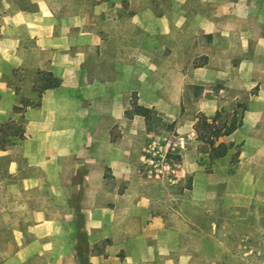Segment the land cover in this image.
Returning <instances> with one entry per match:
<instances>
[{
    "label": "crops",
    "instance_id": "crops-1",
    "mask_svg": "<svg viewBox=\"0 0 264 264\" xmlns=\"http://www.w3.org/2000/svg\"><path fill=\"white\" fill-rule=\"evenodd\" d=\"M20 1L0 0V123L20 115L23 131L21 139L0 149L3 179L12 178V187L20 192L30 191L42 187L47 177L60 180L77 174L63 168L77 163L87 166L85 177L89 181L93 177L104 179L109 168L116 176L122 158L114 159L106 151L101 160L92 158L93 147L108 145L94 133L121 122L132 93L141 107L163 113L165 121L176 122L177 133L192 140L184 161L192 171L198 170L202 153L198 151L197 131L193 124L188 127L178 118L181 91L188 84H210L227 77L213 68L212 54H206L210 59L205 66L188 69V50L192 53L202 48L205 37L214 41L217 36L235 33L243 35V49H249L255 32L249 25L252 0H25L29 7L18 6ZM230 21L243 26H232ZM253 65L257 63L250 58L240 62L247 75ZM157 66L156 73L151 71ZM19 70L51 73L60 81L58 87L44 90L37 97L38 104L22 114L15 112L21 96L14 84ZM246 80L253 79L249 75ZM156 81L163 82L158 89L153 84ZM34 94L31 86L23 96L33 98ZM212 96L197 102L207 122L214 119L217 110ZM249 102L241 126L212 144L222 147L240 139L242 166L251 159L246 155L260 153L264 144L263 84ZM140 120L135 116L131 124L138 126ZM87 179L86 185L79 187L85 196L83 203L102 190L101 185H87ZM92 204L83 206L88 264H121L116 253L124 242L117 237L103 252H92L106 238L103 227L109 214L118 215L117 211L96 208V201ZM34 215L38 219L30 223L33 242L24 248L28 253L37 245L41 250V241L60 233L58 226L62 224L60 217H51L45 208ZM82 229L84 232L80 226ZM121 231L116 227L114 234ZM139 235L140 231L133 241L138 254L126 253L125 260L135 257L140 263L146 257L154 258L159 246Z\"/></svg>",
    "mask_w": 264,
    "mask_h": 264
},
{
    "label": "rangeland",
    "instance_id": "rangeland-1",
    "mask_svg": "<svg viewBox=\"0 0 264 264\" xmlns=\"http://www.w3.org/2000/svg\"><path fill=\"white\" fill-rule=\"evenodd\" d=\"M16 4L30 5L25 0ZM250 11L249 25L255 32L249 49H243V35L235 33L217 36L214 41L205 37L202 48L192 53L188 50V69L205 66L210 59L206 54H212L213 68L227 77L210 84H188L181 91L178 118L188 127L193 124L197 131L198 151L202 153L197 160L198 170L192 171L193 167L184 161L192 140L176 132V122L171 130L155 120L148 128L144 117L135 114L140 105L132 93L121 122L94 133L108 145L93 147L92 158L101 160L105 151L114 159L122 158L116 176L109 168L104 171V179L93 177L89 181L85 177L87 166L63 165L77 174L60 180L47 177L42 187L20 192L12 187V178H2L4 160L0 158V264H81L79 252L87 253L88 249L83 206L91 207L95 201L96 208L117 211L118 215L109 214L103 227L106 238L92 252H103L117 237L124 242L116 253L121 264H264V144L260 153L246 155L251 159L244 166L239 164L243 158L240 139L212 147L220 136L241 126L249 101L264 85V81L254 80L264 79V40L260 38L264 39V2L252 0ZM229 24L243 26L237 21ZM245 58L257 63L249 73L251 81L246 80L249 75L240 66ZM150 69L156 73L159 67ZM44 78L37 71L15 73L14 84L21 95L15 112L22 114L27 107L38 104ZM153 84L158 89L163 82ZM31 86L35 94L25 98ZM211 96L217 110L214 119L207 122L197 102ZM151 110L163 123L170 124L163 113ZM135 116L143 119L138 126L131 124ZM21 121L17 115L12 121L0 123V139L8 144L16 140ZM86 179L87 185H101L102 190L83 203L85 196L79 187ZM43 208L51 217L61 218L60 233L41 241V250L37 245L28 253L24 248L34 238L30 223L38 219L34 213ZM116 227L122 231L114 234ZM139 231V237L156 242L159 249L154 258L146 257L140 263L135 257L125 260L126 253L138 254L133 241ZM81 235L86 246L80 242ZM105 258L109 260V253Z\"/></svg>",
    "mask_w": 264,
    "mask_h": 264
},
{
    "label": "trees",
    "instance_id": "trees-1",
    "mask_svg": "<svg viewBox=\"0 0 264 264\" xmlns=\"http://www.w3.org/2000/svg\"><path fill=\"white\" fill-rule=\"evenodd\" d=\"M39 74L44 75L45 78L41 81L43 83L42 87L40 88V94L47 89H52V88H56L59 86L60 81L57 78H54L52 76L51 73H44V72H39ZM136 115H140L142 117H144L145 122L147 124V127L150 128L151 123L155 120V121H159L162 125H164L167 129L171 130L174 128V123L171 124H165L163 123V121L161 120V118H159L151 109L148 108H144V107H137L136 109ZM233 129H229L228 132L232 131ZM19 135L17 136L18 139H21L23 137V131H22V127H20L19 131H18ZM6 141H2V139H0V149H4L6 148L9 144ZM78 228V227H77ZM80 242L83 246H86V240L84 235H81L80 238ZM88 249H87V253L85 252H79V257L81 258V264H88Z\"/></svg>",
    "mask_w": 264,
    "mask_h": 264
},
{
    "label": "built area",
    "instance_id": "built-area-1",
    "mask_svg": "<svg viewBox=\"0 0 264 264\" xmlns=\"http://www.w3.org/2000/svg\"><path fill=\"white\" fill-rule=\"evenodd\" d=\"M211 139H213V137H210Z\"/></svg>",
    "mask_w": 264,
    "mask_h": 264
}]
</instances>
